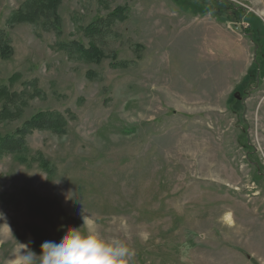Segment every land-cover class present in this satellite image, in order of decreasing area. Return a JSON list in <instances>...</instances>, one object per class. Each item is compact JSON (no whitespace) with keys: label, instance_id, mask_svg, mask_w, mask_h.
I'll use <instances>...</instances> for the list:
<instances>
[{"label":"rangeland","instance_id":"1","mask_svg":"<svg viewBox=\"0 0 264 264\" xmlns=\"http://www.w3.org/2000/svg\"><path fill=\"white\" fill-rule=\"evenodd\" d=\"M25 1L0 0V140L64 125L0 157V264L84 216L127 264H264V0H61L59 32L12 23Z\"/></svg>","mask_w":264,"mask_h":264},{"label":"clouds","instance_id":"2","mask_svg":"<svg viewBox=\"0 0 264 264\" xmlns=\"http://www.w3.org/2000/svg\"><path fill=\"white\" fill-rule=\"evenodd\" d=\"M83 221L82 227L68 228L57 241L45 240L39 255L31 249V241L18 244L9 264H127L133 253L123 241L105 240L91 217L84 216Z\"/></svg>","mask_w":264,"mask_h":264},{"label":"trees","instance_id":"3","mask_svg":"<svg viewBox=\"0 0 264 264\" xmlns=\"http://www.w3.org/2000/svg\"><path fill=\"white\" fill-rule=\"evenodd\" d=\"M61 0H26L21 7L11 16L10 21L12 23H34L37 20L43 18L44 23L42 25L47 30H53L59 32V17L57 15V9ZM120 9H117L113 14H119ZM73 50L77 53H82L87 60H98L99 51L94 47L89 46L84 48L81 44L73 42ZM11 49L6 44V41L0 39V55L3 59L8 58L11 55ZM15 77L10 78L11 83ZM7 88L3 86L0 88V99L7 97ZM8 111L7 108H3L1 112ZM64 121L61 116L56 113H38L30 120L26 121L22 127L17 131L16 135L6 136L0 140V157L20 153L25 147V138L33 131H55L63 127Z\"/></svg>","mask_w":264,"mask_h":264}]
</instances>
